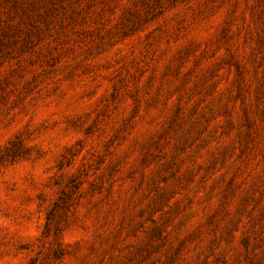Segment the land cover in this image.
I'll use <instances>...</instances> for the list:
<instances>
[{"label":"rangeland","instance_id":"1","mask_svg":"<svg viewBox=\"0 0 264 264\" xmlns=\"http://www.w3.org/2000/svg\"><path fill=\"white\" fill-rule=\"evenodd\" d=\"M0 264H264V0H0Z\"/></svg>","mask_w":264,"mask_h":264}]
</instances>
